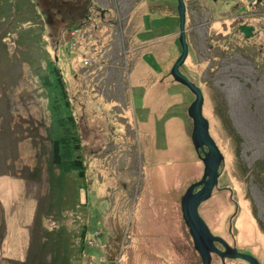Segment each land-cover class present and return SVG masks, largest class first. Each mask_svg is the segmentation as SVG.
<instances>
[{
	"label": "rangeland",
	"instance_id": "1",
	"mask_svg": "<svg viewBox=\"0 0 264 264\" xmlns=\"http://www.w3.org/2000/svg\"><path fill=\"white\" fill-rule=\"evenodd\" d=\"M177 2L0 0V264H201L180 211L204 166L190 136L194 94L169 74L180 54ZM184 5L179 68L201 89L224 155L198 213L212 234L264 264V6ZM240 22L255 33L241 34ZM48 58L82 141L77 190L78 173L51 162L58 88L32 70ZM213 252L209 263L222 264Z\"/></svg>",
	"mask_w": 264,
	"mask_h": 264
},
{
	"label": "water",
	"instance_id": "2",
	"mask_svg": "<svg viewBox=\"0 0 264 264\" xmlns=\"http://www.w3.org/2000/svg\"><path fill=\"white\" fill-rule=\"evenodd\" d=\"M185 0H178L177 15H178V42L180 45V54L177 55L171 68L169 70L170 76L180 84H184L192 94L193 100L190 101L187 106V113L192 119V129H191V142L194 146L195 152L200 156L203 163V171L201 178L197 181L191 182L187 189L180 196V209L182 219L187 225L189 233L191 234L194 248L198 251L201 264H209L211 251L216 252L220 258L224 255L228 256H239L242 259H247L249 264H260L257 258L250 253H241L235 246H230L225 239L219 237V235L212 234L210 229H208L205 219L201 217L198 213L199 203L209 198L212 192V188L217 184L219 175V165L223 160V154L219 149V145L215 143L208 130V121L204 114H202L201 108L203 103V93L199 86L189 79L186 73L180 71L179 66L183 63L187 53H188V41L185 37ZM238 28L243 31L245 35L251 33L252 26L249 24H239ZM198 151H201L199 153ZM199 186V187H198ZM198 187V189L196 188ZM214 240L222 243L224 249H219L215 246Z\"/></svg>",
	"mask_w": 264,
	"mask_h": 264
},
{
	"label": "trees",
	"instance_id": "3",
	"mask_svg": "<svg viewBox=\"0 0 264 264\" xmlns=\"http://www.w3.org/2000/svg\"><path fill=\"white\" fill-rule=\"evenodd\" d=\"M152 6L151 9H153ZM53 60L48 58L44 65L34 64L32 70L38 74L45 88H58V98H51L49 104L51 111L49 112V117H53L54 124L56 125L52 129L54 133H52L50 138L51 162L61 172L74 169L78 173V181L75 185V189L77 190L81 186L80 179L83 177L85 167V162L83 161L84 154L81 152L82 141L77 133L78 131H76L77 129L72 124H76L77 121L75 122L70 107H68L70 104L66 94L67 89L64 86L65 79L61 74V69ZM51 74H53L52 78ZM51 122H53L52 119Z\"/></svg>",
	"mask_w": 264,
	"mask_h": 264
},
{
	"label": "flooded vegetation",
	"instance_id": "4",
	"mask_svg": "<svg viewBox=\"0 0 264 264\" xmlns=\"http://www.w3.org/2000/svg\"><path fill=\"white\" fill-rule=\"evenodd\" d=\"M256 1L260 2V4H261V5L263 4V6H264V2H263V0H256ZM240 23H241V22H240ZM240 23H239V24H240ZM242 23H243V24H249L248 22H242ZM242 23H241V24H242ZM250 24H251V23H250ZM250 24H249V25H250ZM251 26H252V28H254L253 25H251ZM263 29H264V28H263ZM240 32H241V29H240ZM253 33H255V31H254L253 29H251V33H250V35L252 36ZM241 34L245 35L243 31L241 32ZM257 34L260 35V36H261V35L263 36V35H264V30H263V31H262V30L257 31ZM261 43H262V41H261ZM263 60H264V59L262 58L261 62H264ZM261 62H260V63H261ZM259 77H261V75H260ZM262 78H264V73H262ZM261 80H262V79H261ZM263 91H264V90H263ZM263 91H261L260 94H259V96L257 95V97L263 98V96L261 95V93H262ZM240 98H245L244 93H242V92L240 93ZM262 103H263V102H262ZM262 111L264 112V108L262 109ZM262 111H261V112H262ZM198 187H199V186H198ZM198 187H197V188L195 187V188L198 189ZM180 211H181V210H180ZM185 226H186V229L188 230L186 224H185ZM188 232H189V230H188ZM189 236H190V235H189ZM222 237H223V236H222ZM190 238H191V237H190ZM223 238L226 239L225 237H223ZM226 241H227V239H226ZM238 241H240V240L238 239ZM244 242H246V241H244ZM214 244H215V246H216L217 248H219V249H221V250L224 248L223 245H222V243H220V242L217 241V240H214ZM229 244H230V243H229ZM232 245L235 246V245H236V242H235L234 244H232ZM235 247H236V246H235ZM236 248H237V247H236ZM213 253H214V252H213ZM250 254H252V253H250ZM211 255H212V253H211ZM253 255H255V256L258 258V256H257L256 254L253 253L252 256H253ZM236 257H239V256H236ZM225 258H226V256H224V257L221 259V260H222V264H226V263L224 262V261H225ZM241 259H242V258H241ZM243 260H245L246 264H249L248 261H247V259L243 258ZM209 264H210V263H209Z\"/></svg>",
	"mask_w": 264,
	"mask_h": 264
},
{
	"label": "crops",
	"instance_id": "5",
	"mask_svg": "<svg viewBox=\"0 0 264 264\" xmlns=\"http://www.w3.org/2000/svg\"><path fill=\"white\" fill-rule=\"evenodd\" d=\"M120 4V3H119ZM118 4V6H115V9H117L116 11H117V13H119L118 11H120L121 9L123 10L125 7H126V5L127 4H125L124 2H121V4L119 5ZM158 4H160V6L158 7V8H161V3H158ZM153 5V6H152ZM155 5H157L156 3H155ZM124 6V7H123ZM151 6L153 7V10H149L150 12H152V13H158V12H156L155 10H157L155 7H154V4H151ZM151 6L149 7V9H151ZM126 9V8H125ZM120 14V13H119Z\"/></svg>",
	"mask_w": 264,
	"mask_h": 264
},
{
	"label": "bare ground",
	"instance_id": "6",
	"mask_svg": "<svg viewBox=\"0 0 264 264\" xmlns=\"http://www.w3.org/2000/svg\"><path fill=\"white\" fill-rule=\"evenodd\" d=\"M181 69V68H180ZM264 113V112H263ZM204 114V113H203ZM209 125H210V123H209ZM209 130H210V128H209ZM225 158V157H224ZM221 167V166H220Z\"/></svg>",
	"mask_w": 264,
	"mask_h": 264
},
{
	"label": "built area",
	"instance_id": "7",
	"mask_svg": "<svg viewBox=\"0 0 264 264\" xmlns=\"http://www.w3.org/2000/svg\"><path fill=\"white\" fill-rule=\"evenodd\" d=\"M74 30H76V28H75ZM74 30H73V31H74ZM74 44H75V42H74ZM86 61H87V60H86Z\"/></svg>",
	"mask_w": 264,
	"mask_h": 264
}]
</instances>
